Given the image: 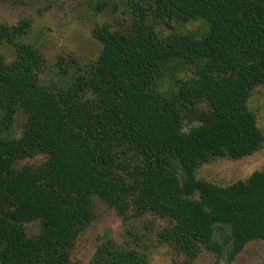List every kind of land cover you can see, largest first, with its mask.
Wrapping results in <instances>:
<instances>
[{"label":"trees","instance_id":"obj_1","mask_svg":"<svg viewBox=\"0 0 264 264\" xmlns=\"http://www.w3.org/2000/svg\"><path fill=\"white\" fill-rule=\"evenodd\" d=\"M129 6L132 27L97 26L98 58L65 87L41 82L30 44L17 43L10 63L0 54V264H81L70 252L96 218V199L124 224L133 212L167 225L155 242L127 226L122 241L107 232L85 264H150L160 245L184 256L173 264H192L203 250L223 264L264 241V170L225 187L195 178L201 163L239 159L264 142L248 108L264 85V0ZM192 19L208 25L204 38L155 32ZM15 30L0 23V49ZM175 61L190 76L168 71ZM165 76L171 88L161 89ZM39 154L38 166L21 164ZM33 221L40 231L28 235Z\"/></svg>","mask_w":264,"mask_h":264},{"label":"rangeland","instance_id":"obj_2","mask_svg":"<svg viewBox=\"0 0 264 264\" xmlns=\"http://www.w3.org/2000/svg\"><path fill=\"white\" fill-rule=\"evenodd\" d=\"M133 0H0V23L17 28V38L6 43L0 49L2 58L10 63L16 55V44L26 42L41 56L39 78L42 83L51 86H67L77 75L79 68L89 66L99 56L101 44L94 38L97 26L109 24L113 29L129 30L132 27ZM172 28L163 22L155 26V32L161 39L173 33L190 34L202 39L209 27L201 19L172 21ZM172 63L167 70L176 65L180 77L190 76L188 66ZM171 68V69H170ZM169 76V72H167ZM171 88L167 76L162 78L159 88ZM248 108L254 113L257 126L264 135V85L252 90ZM25 115L19 113L11 127V133L18 136L25 122ZM45 159L42 154L26 158L21 164L38 166ZM264 170V142L260 149L251 155L239 158L214 157L201 163L195 171V178L208 181L219 187H225L238 181H246L254 171ZM96 218L81 233L70 252L72 261L85 264L92 257L100 240L110 232L117 241H122L125 227L146 232L155 242L157 233L167 225V221L146 214L138 217L129 212L127 224L116 211L96 199ZM28 235L40 231L39 221L26 225ZM185 258L178 255L167 245L158 246L150 257V264H173ZM213 253L203 250L192 264H212ZM223 264H264V241L248 243L232 261L222 260Z\"/></svg>","mask_w":264,"mask_h":264}]
</instances>
